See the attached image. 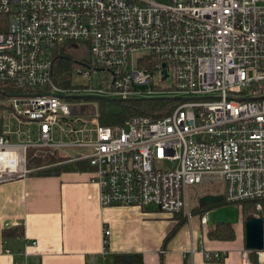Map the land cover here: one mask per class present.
I'll return each instance as SVG.
<instances>
[{
	"label": "built area",
	"instance_id": "2783aa9c",
	"mask_svg": "<svg viewBox=\"0 0 264 264\" xmlns=\"http://www.w3.org/2000/svg\"><path fill=\"white\" fill-rule=\"evenodd\" d=\"M0 18V183L29 174V152L57 154L90 169L103 208L192 220L189 188L218 184L223 201L262 210L264 0H0ZM68 44L91 59L61 87ZM150 99L179 104L101 123L100 102ZM263 255L245 248L242 264Z\"/></svg>",
	"mask_w": 264,
	"mask_h": 264
},
{
	"label": "crops",
	"instance_id": "0c3cea01",
	"mask_svg": "<svg viewBox=\"0 0 264 264\" xmlns=\"http://www.w3.org/2000/svg\"><path fill=\"white\" fill-rule=\"evenodd\" d=\"M159 212L103 208L99 187L87 167L14 178L0 183V264H23L25 252L28 264H113V256L120 253H141L144 264H161L162 259L163 264H228L232 253L242 264L244 226L235 230L234 241L211 240L207 234L215 227L198 236L193 231L195 215L188 222L190 238L186 227L182 231L186 235H175L164 248L176 224ZM200 226L203 230L201 221ZM106 228L110 231L107 253ZM206 253L223 255V261L207 259Z\"/></svg>",
	"mask_w": 264,
	"mask_h": 264
},
{
	"label": "trees",
	"instance_id": "16d2710c",
	"mask_svg": "<svg viewBox=\"0 0 264 264\" xmlns=\"http://www.w3.org/2000/svg\"><path fill=\"white\" fill-rule=\"evenodd\" d=\"M7 18V17H4ZM3 19L0 18V22ZM5 20V19H4ZM5 22V21H4ZM7 27V26H6ZM6 27L0 26V31L5 30ZM77 48L78 45H66L61 48V56H59L58 63V78L55 81L57 85L61 87L70 86V78L72 71L76 68V62L72 61V58L66 57L68 50L71 47ZM80 47V46H79ZM105 106H101V123L103 125H121L129 117L133 115H147L153 118H161L169 115L173 109L179 104V101L173 99H150V100H140V101H117L108 104H114L119 106L120 112L111 113ZM26 168L28 175H39V176H51L60 173L65 170H84L82 166L80 168H75L74 164L66 163V161L57 154H34L29 152L27 155ZM262 204V210H256L255 202H245L240 205V213L242 217L247 220L252 217H259L264 220V200L260 202ZM217 205V204H214ZM214 205L208 207L198 206L195 209V213L198 215H203ZM216 207V206H215ZM177 217V218H176ZM174 219L177 221L176 226L172 229L168 237L165 239L164 248L168 241H170L178 231L188 222L187 219L182 215L175 216ZM207 237L211 240L220 241H234L236 239V233L234 227L230 224H219L214 230L208 232ZM108 251V247H107ZM214 260V259H213ZM216 262V260H214ZM221 261V260H220ZM223 261V260H222ZM113 264H144V256L141 253H120L113 256ZM163 264V259L161 260Z\"/></svg>",
	"mask_w": 264,
	"mask_h": 264
},
{
	"label": "rangeland",
	"instance_id": "374dc122",
	"mask_svg": "<svg viewBox=\"0 0 264 264\" xmlns=\"http://www.w3.org/2000/svg\"><path fill=\"white\" fill-rule=\"evenodd\" d=\"M66 57L72 58L73 62H75L76 60H78L79 62L80 61L89 62L91 59V55H90L89 50L87 48L80 50L77 48L75 49V47H73V46L71 47V49L68 50ZM81 81H82V79H80L77 74L73 76L74 86H78V85L82 84L83 82H81ZM98 105H101V104L99 103V104H97V106ZM102 106H105V103L102 102ZM106 107L109 110V112H111V113L120 112L119 106H116L114 104L106 103ZM74 156H75V153L72 152L71 157H74ZM84 165L85 164H74V167L80 168L81 166H84ZM219 187L220 186L218 184H215V185H200V186L189 188V197H190V200H191L193 206L196 207V202L202 195H205L207 193H216V192L222 191V189H220ZM194 212H195V210H194ZM208 212L210 213V221H209L207 226H205V227L203 226V230H202V227L200 226L199 217L195 216V218L193 219V231L195 229V232L198 236H201L202 232L204 230L213 229L214 227H216L219 224H230L234 227V230H237V232L239 230L242 231L243 226H244V236H245V221H244V219L240 213V205L239 204L227 203L226 201H222L220 203H217V205H214L213 207H211L208 210ZM158 214H161V217H163V216L169 217L170 220L168 222L171 223L172 225H173V223L177 224V221L173 218V216L170 213L159 212ZM182 218H183V216H182ZM185 219H187V218H185ZM188 222H191V220H188ZM188 222L178 231L176 236L186 235V233H182V231H183V229H186V227H187L188 228L187 234L189 235V238H190L191 234H190V226H189ZM243 223H244V225H243ZM206 261H209V260H206ZM216 262H219V261L216 260ZM227 263L228 264H237L238 261H237L236 255L231 253V257H230V259H228Z\"/></svg>",
	"mask_w": 264,
	"mask_h": 264
},
{
	"label": "water",
	"instance_id": "95a60500",
	"mask_svg": "<svg viewBox=\"0 0 264 264\" xmlns=\"http://www.w3.org/2000/svg\"><path fill=\"white\" fill-rule=\"evenodd\" d=\"M90 99H101L109 101L106 98L90 97ZM223 201L222 195H205L199 200L201 207H207ZM245 248L252 251H264V220L259 217H252L246 220L245 223ZM256 264H261L259 256H256Z\"/></svg>",
	"mask_w": 264,
	"mask_h": 264
},
{
	"label": "bare ground",
	"instance_id": "6f19581e",
	"mask_svg": "<svg viewBox=\"0 0 264 264\" xmlns=\"http://www.w3.org/2000/svg\"><path fill=\"white\" fill-rule=\"evenodd\" d=\"M262 258H263V260H264V255H263V257H262Z\"/></svg>",
	"mask_w": 264,
	"mask_h": 264
}]
</instances>
